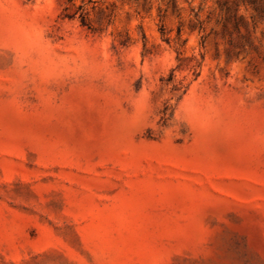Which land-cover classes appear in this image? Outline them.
Here are the masks:
<instances>
[{
  "label": "rangeland",
  "instance_id": "rangeland-1",
  "mask_svg": "<svg viewBox=\"0 0 264 264\" xmlns=\"http://www.w3.org/2000/svg\"><path fill=\"white\" fill-rule=\"evenodd\" d=\"M0 264H264V0H0Z\"/></svg>",
  "mask_w": 264,
  "mask_h": 264
}]
</instances>
